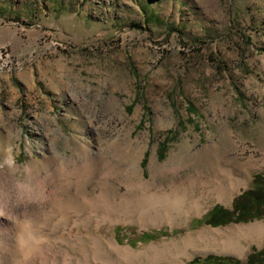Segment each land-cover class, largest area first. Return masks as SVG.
<instances>
[{
	"label": "rangeland",
	"instance_id": "1",
	"mask_svg": "<svg viewBox=\"0 0 264 264\" xmlns=\"http://www.w3.org/2000/svg\"><path fill=\"white\" fill-rule=\"evenodd\" d=\"M256 174L264 0H0V176L33 193L0 215L18 239L2 228L0 264L26 254L30 220L54 251L115 264L244 263L264 210L193 222L233 211Z\"/></svg>",
	"mask_w": 264,
	"mask_h": 264
},
{
	"label": "bare ground",
	"instance_id": "2",
	"mask_svg": "<svg viewBox=\"0 0 264 264\" xmlns=\"http://www.w3.org/2000/svg\"><path fill=\"white\" fill-rule=\"evenodd\" d=\"M32 194H33L32 191L27 190V189H23V188L17 189V191H16L13 188V185H12V182L10 181V179H7L5 176H0V215H8V214L9 215L10 214L11 215H15V214L18 215L16 210L18 209V204L20 203V199H22L23 196H25V197H27V199H29V198H31ZM30 222H31V220L29 221L30 226H28V227L23 226V228L20 230V237H19L20 240L19 241L21 242V244L24 245L23 251H25L26 254L22 253L24 256L22 259L20 258L18 263L16 262L17 264H115L114 261L107 260L110 258L106 257L107 258L106 259L103 257V255H104V253L102 254L103 246H102V249H101V247H98V248L94 247L93 249L97 250V252H95V253H93L94 251L92 252L90 249V252L93 253L92 257H88L87 254L82 252V251H81L82 253H80L78 255H74V254L70 253L71 251L70 252L66 251L67 249L63 250V251L62 250L58 251V249L56 248L57 250L54 251L53 246L46 245V242L44 243V240H42L43 236L41 233V229L43 226L40 229V228L32 226V224ZM2 223H4V222H2ZM2 223L0 224V232H1V230H3L2 228H4L6 226L5 224H2ZM5 229H7V232L9 231V232L14 234L13 229L11 227L7 228V226H6ZM27 229H31V230H29L26 234L25 230H27ZM14 237H15V234H14ZM45 237L47 238V236H45ZM93 239L95 240V238H93ZM16 240H18V239L16 238ZM43 244H45V245H43ZM94 244L96 246L100 245V243H98V242L94 243ZM101 245H104V244H101ZM91 246H92V244H91ZM87 252H88V250H87ZM12 263H14V262H12ZM16 263H14V264H16ZM139 263H140V261L136 260V259L131 260L129 262V264H139Z\"/></svg>",
	"mask_w": 264,
	"mask_h": 264
},
{
	"label": "trees",
	"instance_id": "3",
	"mask_svg": "<svg viewBox=\"0 0 264 264\" xmlns=\"http://www.w3.org/2000/svg\"><path fill=\"white\" fill-rule=\"evenodd\" d=\"M168 143L169 141L167 140H164L161 143L159 149V154L161 156H163V154H165L167 151ZM263 210L264 174H256L252 178L251 188L236 199L233 211H227L221 206H215L203 219L194 220L193 225L199 226L205 223L212 226L228 225L232 222H241L263 216L261 215ZM168 235V232L163 231L156 233H143L142 235L138 236L134 242H130V245L135 246L137 242H153ZM188 264H264V251L250 254L247 258V261L244 263L232 258L207 256L203 259L195 258Z\"/></svg>",
	"mask_w": 264,
	"mask_h": 264
}]
</instances>
